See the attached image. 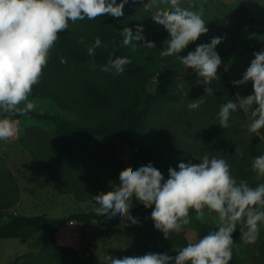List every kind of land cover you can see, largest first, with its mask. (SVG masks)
<instances>
[{
    "label": "rangeland",
    "instance_id": "1",
    "mask_svg": "<svg viewBox=\"0 0 264 264\" xmlns=\"http://www.w3.org/2000/svg\"><path fill=\"white\" fill-rule=\"evenodd\" d=\"M148 0H143L146 4ZM183 6L194 5V10L202 5L205 14L202 17L208 28L206 34L192 42L196 47L210 43L214 37H222L215 51L221 57L220 67L226 72L231 91L221 92L213 81V95H205L202 82L197 83V74L192 69H183L179 59L172 65L168 79H175L174 87L165 88L176 95L178 100L160 104L154 111L145 140L148 144L163 149L178 166L179 163L198 164L204 155L210 158L225 159L231 166L233 176L240 180L244 161L249 155L264 154V129L259 133H249L244 127L249 122V114L242 110L232 113L229 128L219 125L220 106L228 100L235 101L237 94L246 97L253 93L252 83L236 87L233 81L240 80L243 73L255 58L254 53L264 51V0H182ZM128 7L133 12L134 22L143 25L144 33L155 42L164 44L169 33L162 25L156 24L151 16L155 8L145 11L140 0ZM240 6L249 10L248 20L237 22L230 13ZM255 18L253 24L250 18ZM182 85L187 96L179 91ZM159 87L154 80L152 89ZM202 98L204 103L198 109L190 110V101ZM32 99V98H30ZM35 111L39 114L58 115L61 119L72 120L75 114L60 108L50 99L36 100ZM21 129L18 137L9 141H0V197L8 193L9 182L14 186L16 204L13 208L1 212L0 220L9 215L39 216L49 218L68 217L74 213L92 211L98 207L93 196L111 191L119 184L117 164L107 158L83 155L74 163L68 158L70 145L61 142L56 134V126L50 121L31 118L18 120ZM29 144L39 150L44 158L55 154L56 175L68 191L62 192L45 173L40 163H36L31 154L23 147ZM54 148H58L57 151ZM243 152V156H241ZM118 155L122 163L131 156V150L120 147ZM258 183H264V177H257ZM154 208V206H153ZM152 208H143L132 213L137 224L122 220L121 217L101 226L69 224L51 228L33 237L18 240H0V264L17 261L23 263L28 258L40 259L52 251H59L71 257L76 264H107L106 256L121 259L124 257L153 253L166 249L169 256L177 254L176 249L195 242L199 238V227H216V216L207 214L197 220L195 212L190 211L191 223L181 232L164 238L162 232L154 227L151 219ZM245 226L241 228V232ZM91 258V261L89 260ZM242 264H264V225H261L259 238L255 244H244L240 250Z\"/></svg>",
    "mask_w": 264,
    "mask_h": 264
},
{
    "label": "clouds",
    "instance_id": "2",
    "mask_svg": "<svg viewBox=\"0 0 264 264\" xmlns=\"http://www.w3.org/2000/svg\"><path fill=\"white\" fill-rule=\"evenodd\" d=\"M129 0H0V141H9L20 134L18 121L13 117L25 116L34 111L37 104L30 99L32 90L38 85L43 70L48 64L52 49L59 40L60 33L69 28V22L96 20L99 17H122L123 9ZM136 3V0H132ZM143 4L147 12L156 9L151 16L169 33L160 50L161 57L176 55L183 69H192L198 77L197 83L207 85L205 95H213L211 84L219 80L217 70L222 63L215 51L222 37H214L210 43L198 45L186 56L179 54L192 42L208 32L202 18L205 9L201 5L183 6L182 0H148ZM143 25L137 24L135 35L132 28L125 27L120 35L122 46H131L133 51L140 47L155 49L152 41L145 40ZM134 41H144L137 45ZM78 43L84 42L80 37ZM102 45L99 37L87 47V54L95 56ZM115 48V42H113ZM254 59L240 80L233 81L239 87L252 83L253 93L236 100H228L220 106L219 125L227 129L232 113L242 110L249 114V122L244 125L249 133H259L264 129V51L254 53ZM61 64L67 59L60 58ZM131 61L127 57L109 59L101 71L113 75L125 73V66ZM93 67L95 62L92 61ZM184 97L187 92L178 85ZM204 100L190 101V110L198 109ZM243 156V152L240 153ZM198 164L179 163L178 171L168 169L165 180L162 173L151 163L138 169L126 168L119 173V184L111 191L93 196L98 207L93 211L97 216L108 218L119 215L122 220L137 224L131 216L133 200L145 208H152L151 219L154 227L168 239L170 234L179 233L191 223L190 211L197 220L213 213L216 216V229L203 238L189 242L176 249L177 254L148 253L121 259L106 256L107 264H230L234 246L233 233L238 224L245 226L240 233L244 244H255L259 238L261 225H264V183L256 187L247 180H237L230 164L223 158L204 155ZM252 169L257 177H264V154L253 158ZM154 206V208H153ZM93 224L97 221L93 220Z\"/></svg>",
    "mask_w": 264,
    "mask_h": 264
},
{
    "label": "trees",
    "instance_id": "3",
    "mask_svg": "<svg viewBox=\"0 0 264 264\" xmlns=\"http://www.w3.org/2000/svg\"><path fill=\"white\" fill-rule=\"evenodd\" d=\"M120 0H117L119 3ZM122 17H99L96 20L69 22V28L60 33L56 46L52 49L48 64L38 85H35L30 98L35 100L50 99L60 108L75 114L72 120L61 119L58 115L39 114L35 110L25 116H15L13 119L21 120L31 118L41 121H50L56 126V134L61 142L70 145L68 160L72 163L83 155L90 154L97 158H107L117 164L121 170L132 167L134 170L149 163L157 168L165 180L168 178V169L178 166L169 157L167 152L159 147L148 144L147 129L151 124L154 111L160 104L171 103L178 97L167 90L174 87L175 79H168L172 65L178 61L176 55L161 57L160 50L166 47L159 44L143 32L145 40L155 43V49L148 50L140 47L133 51L131 46H122L120 32L125 27L132 28L135 35L136 23L133 12L125 4ZM237 22H245L249 17V10L240 6L230 13ZM84 37L83 43L78 39ZM96 37L102 45L96 49L95 56L87 54V47L94 43ZM115 42V48L113 47ZM143 45L144 41H134ZM195 45L190 43L179 55L186 56L194 51ZM67 59V64H61L60 58ZM127 57L131 63L125 66V73L113 75L101 71L109 59ZM92 61L95 62L93 67ZM219 80H214L215 87L222 93H232L231 85L226 72L219 66L217 70ZM154 80L159 87L152 89ZM64 140V141H63ZM23 147L31 154L36 163H40L45 173L63 193L68 191L56 175L55 164L59 158L52 154L44 158L42 153L33 149L29 144ZM127 146L131 156L126 163H122L118 155L120 147ZM56 151L58 148H54ZM258 154L249 155L242 170V178L249 185L256 187L258 180L252 169L253 158ZM1 190V189H0ZM108 191H104L106 193ZM14 186L9 182L8 193L0 197V213L13 208L16 204ZM144 206L133 200L130 214L142 210ZM120 218L119 215L108 218L97 216L95 212L86 211L74 213L68 217L49 218L45 215L23 216L9 215L6 220H0V240H18L33 237L51 228L80 224L101 226ZM97 221L93 224L92 221ZM242 224H238L233 233L234 246L230 264H242L240 239ZM216 227L203 225L199 227V238H203ZM153 254H167L166 249H159ZM91 261V258L89 259ZM8 264H18L13 261ZM21 264H76L75 261L59 251H52L40 259L28 258Z\"/></svg>",
    "mask_w": 264,
    "mask_h": 264
},
{
    "label": "water",
    "instance_id": "4",
    "mask_svg": "<svg viewBox=\"0 0 264 264\" xmlns=\"http://www.w3.org/2000/svg\"><path fill=\"white\" fill-rule=\"evenodd\" d=\"M249 21L251 24H253L255 22V18L251 17Z\"/></svg>",
    "mask_w": 264,
    "mask_h": 264
}]
</instances>
